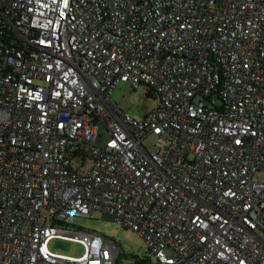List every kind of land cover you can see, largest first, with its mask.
<instances>
[{"label":"built area","instance_id":"2783aa9c","mask_svg":"<svg viewBox=\"0 0 264 264\" xmlns=\"http://www.w3.org/2000/svg\"><path fill=\"white\" fill-rule=\"evenodd\" d=\"M93 212L146 264H264V0H0V264H116Z\"/></svg>","mask_w":264,"mask_h":264},{"label":"rangeland","instance_id":"374dc122","mask_svg":"<svg viewBox=\"0 0 264 264\" xmlns=\"http://www.w3.org/2000/svg\"><path fill=\"white\" fill-rule=\"evenodd\" d=\"M145 88L132 90L127 84H119L112 93L113 101L118 107L135 119H141L143 115L159 106V99H152L145 96ZM99 137L95 141V145L102 147L108 138V134L102 123H98ZM154 136H150L144 140V145L153 150ZM78 165V164H76ZM91 165L88 160L86 167ZM70 232L81 230L89 233H96L107 240L112 241L117 249L118 256L116 264H137L145 255V245L141 237L129 230L124 229L117 223L103 218L99 212H93L92 218H75L71 226L67 227ZM51 252L78 258L84 253V246L78 242L64 240L61 238H52L48 243Z\"/></svg>","mask_w":264,"mask_h":264},{"label":"trees","instance_id":"16d2710c","mask_svg":"<svg viewBox=\"0 0 264 264\" xmlns=\"http://www.w3.org/2000/svg\"><path fill=\"white\" fill-rule=\"evenodd\" d=\"M145 96L148 98H152V99H156V94L153 90L149 89L145 92ZM137 264H146V261L144 260V258L139 261Z\"/></svg>","mask_w":264,"mask_h":264}]
</instances>
